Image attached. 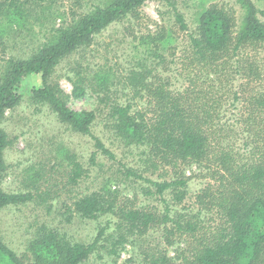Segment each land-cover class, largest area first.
<instances>
[{
    "label": "trees",
    "instance_id": "16d2710c",
    "mask_svg": "<svg viewBox=\"0 0 264 264\" xmlns=\"http://www.w3.org/2000/svg\"><path fill=\"white\" fill-rule=\"evenodd\" d=\"M42 1L0 0V20L6 27L14 22L22 27L35 16L36 12L31 14L34 10L29 8L33 3L41 6V13L46 11ZM146 1L105 0L67 26L51 28L50 37L30 56L4 60L0 65V122L6 110L22 101L18 91L23 80L38 75L40 86L31 89V103L48 105L62 125L89 136L95 148L92 164L98 152L115 160L91 130L101 110L73 111L68 107V95L50 78L64 58L85 47L112 23L138 20ZM238 1L240 20L232 9L212 4L199 14L191 30L174 7L169 29L157 25L155 32L134 37L138 42L134 48L142 49L144 56L137 61L138 66L146 69V58L152 59L155 66L149 80H133L135 95L145 103L140 110H133V102L111 104L106 114L109 121H114L110 128L121 139L130 145H145L150 162L152 159L162 166H197L205 170L207 181L194 195L195 210L174 209L165 199L171 196L175 205L188 196L184 175L155 182L125 168L127 176L154 187L163 212L136 206L127 198L120 202L117 192L101 187L79 196L73 210H69L86 220L114 216L113 228L107 221L93 241L79 243L55 228L41 225L20 253L8 247L0 233V264H83L100 250L115 259L130 239L159 228L167 245L184 239L180 264H264V92L257 90L264 86V53L262 60L258 59L260 50L264 52V22L256 17L250 0ZM4 52L0 38V55ZM73 85L75 97L85 95L86 88L79 80ZM224 99H231L233 109L236 104L246 103L243 108L247 117L227 126L247 134L240 140L241 149L219 147L218 132L226 125L220 124L218 109ZM10 145L0 125V213L34 199L29 193H9L2 188L6 174L4 154ZM71 166L69 182L76 185L84 171L76 161H71ZM143 193L151 195L148 188ZM153 264L170 262L163 257L156 258Z\"/></svg>",
    "mask_w": 264,
    "mask_h": 264
},
{
    "label": "rangeland",
    "instance_id": "374dc122",
    "mask_svg": "<svg viewBox=\"0 0 264 264\" xmlns=\"http://www.w3.org/2000/svg\"><path fill=\"white\" fill-rule=\"evenodd\" d=\"M104 1L44 0L41 5L46 11L41 13V6L33 3L35 5L32 4L29 8L34 10L30 11L31 14L36 12L35 16L22 27L16 26L17 22L6 27L4 21L0 20V38L5 47V52L0 55V65L8 58L30 56L50 37L51 28L67 26L73 19ZM250 2L255 8L256 17L264 22V0ZM212 4L232 9L240 20L238 0H147L140 8L138 20L128 18L112 23L95 35L89 44L73 52L56 66L50 81L68 95L70 109L101 110L91 130L115 155V160L107 159L98 152L95 164H92L90 159L95 152L92 139L62 125L48 105L31 103V89L40 86L38 75H30L23 80L18 91L22 101L18 106L6 110L0 122L11 141L4 154L6 174L2 188L9 193H29L34 199L25 205L6 208L0 213V233L8 247L16 253L22 252L26 241L41 225L57 229L72 242L90 243L107 221L113 228L116 217L107 215L98 220H86L70 210H73V202L79 196L101 187L117 192L120 202L127 198L135 201L136 206H147L159 213L163 212V203L155 194L154 187L143 180L127 176L125 168L155 182H168L177 175H184L188 181V196L181 204L175 205L171 196L167 195L165 199L174 209L195 210L194 195L207 181L205 170L197 166H162L152 159L150 162L145 145H130L121 139L110 128L114 121H109L106 114L111 104L133 102V110H140L145 103V100L135 95L133 80H149L154 74L155 66L153 60L147 58L146 69L138 66L137 61L144 56L141 54L142 49L134 48L138 45L134 37L155 32L157 25H165L169 29L174 7L193 30L199 14ZM263 53L260 50V61ZM77 80L86 88L82 97L73 95V83ZM98 81L102 83L99 85ZM257 90L264 92V86H258ZM100 99L105 101L101 103ZM224 100L218 109L220 124L226 125L225 128L220 127L219 130L223 131L218 132L221 135L218 139L219 147L241 149L240 140L247 137V134L243 131L240 134L235 126H227L234 125L239 118L247 117L248 113L243 108L246 103L236 104V109H233L231 99ZM261 117L264 118V111ZM71 161L78 162L84 171L76 185L69 182ZM145 188L151 192L150 196L143 193ZM160 230L152 229L141 238L130 239L115 259L107 255L105 250H100L99 254L90 256L83 264H153L156 258L163 257L170 264H180L179 254L185 248L184 239L167 245Z\"/></svg>",
    "mask_w": 264,
    "mask_h": 264
}]
</instances>
